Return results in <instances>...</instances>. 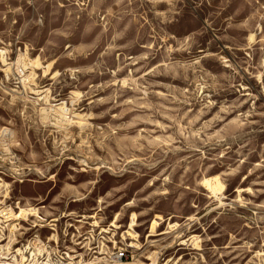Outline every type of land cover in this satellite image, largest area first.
Wrapping results in <instances>:
<instances>
[{
  "label": "rangeland",
  "instance_id": "obj_1",
  "mask_svg": "<svg viewBox=\"0 0 264 264\" xmlns=\"http://www.w3.org/2000/svg\"><path fill=\"white\" fill-rule=\"evenodd\" d=\"M98 200L130 264H264V0H0V264Z\"/></svg>",
  "mask_w": 264,
  "mask_h": 264
},
{
  "label": "built area",
  "instance_id": "obj_2",
  "mask_svg": "<svg viewBox=\"0 0 264 264\" xmlns=\"http://www.w3.org/2000/svg\"><path fill=\"white\" fill-rule=\"evenodd\" d=\"M76 202H78L76 199L70 201V203ZM36 209L44 216L42 219L45 222H36L35 217H32L31 214H28V216L34 218L37 226L46 228L49 233L50 231H57V264H73L67 260L72 259L68 253L75 252V249L82 250L85 253L89 260L88 264H110L123 259H134L137 225L135 214L129 216L127 224L123 227L117 220L119 212L112 215V221H108V216L104 212L105 207L100 200H98L95 207L88 208L82 213L69 209L68 205L61 211L45 206ZM104 238L113 240V249H103ZM49 239L50 235L43 237L39 234L33 240L32 248L35 250L36 255H40L41 259L35 258V264H48ZM61 240H70L71 251H63ZM126 240L129 242L127 243ZM41 253L46 256H41ZM168 261H172V259L167 260V263H171ZM153 264H157V260L154 259ZM173 264H177V262Z\"/></svg>",
  "mask_w": 264,
  "mask_h": 264
},
{
  "label": "bare ground",
  "instance_id": "obj_3",
  "mask_svg": "<svg viewBox=\"0 0 264 264\" xmlns=\"http://www.w3.org/2000/svg\"><path fill=\"white\" fill-rule=\"evenodd\" d=\"M42 93V92H41ZM39 93H37V95H39ZM60 109H63L60 108ZM202 184L204 185V187L208 190L211 191L212 194H217L221 191L222 188H224V185L220 182V180L217 178V177H212V178H208V179H204ZM220 194V193H219ZM32 211H36L37 209H30ZM25 211V210H24ZM25 213V212H24ZM23 213V214H24ZM25 215V214H24ZM23 215V216H24ZM21 215H19L20 217ZM55 232V231H53ZM56 234V233H55ZM54 234V235H55ZM37 236V235H36ZM56 238V237H55ZM53 239V238H52ZM110 241V240H109ZM61 244H65L64 246L61 245L63 251H71V242L70 240H61ZM108 242L107 240L104 238V242H103V249L104 250H111L113 249V247L109 248L108 247ZM58 247V241H53L52 242V246L50 245V242H49V250L53 253V252H56L57 253V248ZM50 254V253H49ZM57 254H55L53 256V259L48 255V264H57V258H56ZM130 259H123V260H120V261H117V262H112L110 264H130ZM43 264V263H41Z\"/></svg>",
  "mask_w": 264,
  "mask_h": 264
}]
</instances>
